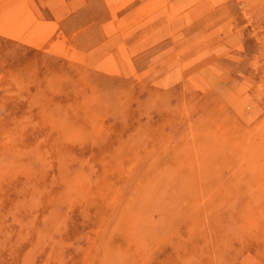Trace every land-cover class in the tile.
<instances>
[{"label":"rangeland","instance_id":"obj_1","mask_svg":"<svg viewBox=\"0 0 264 264\" xmlns=\"http://www.w3.org/2000/svg\"><path fill=\"white\" fill-rule=\"evenodd\" d=\"M69 1L0 0V264H264V0Z\"/></svg>","mask_w":264,"mask_h":264},{"label":"bare ground","instance_id":"obj_2","mask_svg":"<svg viewBox=\"0 0 264 264\" xmlns=\"http://www.w3.org/2000/svg\"><path fill=\"white\" fill-rule=\"evenodd\" d=\"M23 1H24V0H23ZM45 1H46V0H45ZM53 1H55V0H52V2H53ZM62 1H63V0H62ZM70 1H71V0H70ZM70 1H69V2H70ZM108 1H109V0H108ZM118 1H119V0H118ZM198 1H199V0H198ZM205 1H206V0H205ZM205 1H203V2H205ZM210 1H211V0H210ZM214 1H216V0H213V2H214ZM220 1H221V0H220ZM228 1H229V0H228ZM241 1H242V0H241ZM10 2H11V1H10ZM15 2H16V1H15ZM64 2H65V1H64ZM69 2H68V3H69ZM72 2H73V1H72ZM179 2H180V1H179ZM199 2H200V1H199ZM203 2H202V3H203ZM217 2H218V1H217ZM221 2H222V1H221ZM221 2H220V3H221ZM224 2H225V1H224ZM232 2H233V0H232ZM243 2H244V1H243ZM3 3H4V2H3ZM5 3H6V2H5ZM19 3H20V2H19ZM54 3H55V2H54ZM60 3H61V2H60ZM230 3H231V2H230ZM56 4H57V3H56ZM61 4H65V5H66V3H61ZM61 4H60V5H61ZM85 4H86V3H85ZM96 4H97V3H96ZM116 4H117V3H116ZM167 4H168V3H167ZM177 4H178V3H177ZM180 4H181V3H180ZM195 4H196V3H195ZM216 4H217V3H216ZM216 4H214V5H216ZM244 4H245V3H244ZM19 5H20V4H19ZM19 5H18V6H19ZM24 5H25V4H24ZM60 5H59V6H60ZM76 5H77V4H76ZM108 5H109V4H108ZM168 5H169V4H168ZM225 5H226V4H225ZM230 5H231V4H230ZM230 5H229V7L231 8ZM22 6H23V5H22ZM22 6H21V7H22ZM50 6H51V5H50ZM50 6H49V7H50ZM53 6H54V5H53ZM55 6H56V5H55ZM55 6H54V7H55ZM57 6H58V5H57ZM71 6H72V5H71ZM82 6H84V4H83ZM96 6H97V5H96ZM170 6H171V5H170ZM197 6H198V5H197ZM206 6H207V5H206ZM216 6L218 7L219 5H216ZM216 6H215V7H216ZM237 6H238V5H237ZM63 7H64V6H63ZM63 7L61 6V8H63ZM65 7H67V6H65ZM80 7H81V6H80ZM80 7H79V8H80ZM171 7H172V6H171ZM190 7H191V6H190ZM213 7H214V6H213ZM223 7L227 9V6H226V7H225V6L219 7V9H220V8H223ZM229 7H228V9H229ZM239 7H241V6H239ZM14 8H15V7H14ZM55 8H56V7H55ZM58 8H59V7H58ZM73 8H74V7H73ZM232 8H233V7H232ZM232 8H231V9H232ZM249 8H250V6H249ZM66 9H67V8H66ZM66 9H65V10H66ZM96 9H97V8H96ZM167 9H168V8H167ZM173 9H174V8H173ZM196 9H198V8H196ZM238 9H239V8H238ZM247 9H248V8H247ZM49 10H51V9L49 8ZM59 10H60V9H59ZM63 10H64V8H63ZM67 10H68V9H67ZM77 10H78V9H77ZM109 10H110V9H109ZM186 10H187V9H186ZM188 10H189V9H188ZM203 10H204V9H203ZM208 10H209V9H208ZM242 10H243V9H242ZM16 11H17V10H16ZM30 11H31V10H30ZM201 11H202V10H201ZM206 11H207V10H206ZM215 11H217L216 8H215ZM230 11H231V10H230ZM239 11L241 12V10H239ZM9 12H10V11H9ZM9 12H8V13H9ZM28 12H29V11H28ZM28 12H27V13H28ZM188 12H189V11H188ZM208 12H209V11H208ZM210 12H211V11H210ZM226 12H227V11H226ZM226 12H224V14H225ZM41 13H42V12H41ZM53 13L55 14L54 11H53ZM53 13H52V14H53ZM57 13H58V12H57ZM61 13H62V12H61ZM185 13H186V12H185ZM219 13H220V12H219ZM221 13H222V12H221ZM241 13H242V12H241ZM10 14H11V13H10ZM17 14H18V15H21L20 13H17ZM59 14H60V13H59ZM80 14H81V13H80ZM80 14H78V15H80ZM82 14H83V13H82ZM111 14H112V13H111ZM154 14H155V13H154ZM178 14H179V13H178ZM182 14H183V13H182ZM189 14H190V13H189ZM197 14H198V13H197ZM207 14H208V13H207ZM13 15H14V14H13ZM24 15H25V14H24ZM55 15H56V14H55ZM57 15H58V14H57ZM57 15H56V16H57ZM69 15H70V14H69ZM108 15H109V14H108ZM149 15H150V14H149ZM155 15H157V14H155ZM195 15H196V14H195ZM195 15H193V16H195ZM199 15H200V14H199ZM203 15H204V14H203ZM208 15H209V14H208ZM227 15L230 16L231 14H227ZM232 15H233V14H232ZM247 15H248V14H247ZM16 16H17V15H16ZM30 16H31V15H30ZM41 16H42V15H41ZM66 16H67V15H66ZM66 16H65V17H66ZM70 16H71V15H70ZM80 16H81V15H80ZM85 16H86V15H85ZM190 16H191V15H190ZM206 16H207V15H206ZM206 16H205V17H206ZM5 17H6V16H5ZM7 17H8V16H7ZM7 17H6V18H7ZM9 17H11V16H9ZM13 17H14V16H12V18H13ZM22 17H23V16H22ZM22 17H21V18H22ZM33 17H34V16H33ZM33 17H32V18H33ZM63 17H64V16H63ZM92 17H93V16H92ZM156 17H157V16H156ZM183 17H184V16H183ZM200 17H201V16H200ZM207 17H208V16H207ZM231 17H232V16H231ZM233 17H234V16H233ZM233 17H232V18H233ZM236 17H237V16H236ZM236 17H235V18H236ZM2 18H3V17H2ZM29 18H30V17H29ZM32 18H30V19L32 20ZM34 18H35V17H34ZM34 18H33V19H34ZM40 18H41V17H40ZM57 18H58V17H57ZM57 18H56V19H57ZM74 18H75V17H74ZM112 18H113V15H112ZM191 18H192V17H191ZM194 18H195V17H194ZM209 18H210V15H209ZM245 18H246V17H245ZM4 19H5V18H4ZM26 19H27V18H26ZM62 19H63V18H62ZM114 19H115V17H114ZM146 19H148V18H146ZM185 19H186V18H185ZM199 19H200V18H199ZM227 19H228V18H227ZM229 19H230V18H229ZM237 19H239V17H238ZM249 19H252V18H249ZM17 20H18V19H17ZM19 20H20V19H19ZM24 20H25V18H24ZM24 20H23V22H24ZM27 20H28V19H27ZM27 20H26V21H27ZM45 20H46V19H45ZM57 20H58V19H57ZM110 20H111V19H110ZM196 20H197V19H196ZM210 20L212 21V19H210ZM9 21H11V20H9ZM12 21H13V20H12ZM33 21H34V20H33ZM47 21H48V20H47ZM152 21H153V20H152ZM198 21H200V20H198ZM238 21H239V20H238ZM238 21H237V22H238ZM247 21H248V20H247ZM249 21H250V20H249ZM7 22H8V21H7ZM7 22H6V23H7ZM30 22H31V21H30ZM34 22H35V21H34ZM59 22H60V21H59ZM195 22H196V21H195ZM227 22H228V21H227ZM232 22H233V24H234V21H232ZM256 22H257V21H256ZM8 23H9V22H8ZM12 23H13V22H12ZM42 23H43V22H42ZM46 23H48V22H46ZM111 23H112V21H111ZM143 23H146V22H143ZM143 23H142V24H143ZM187 23H188V22H187ZM221 23H222V22H221ZM221 23H220V24H221ZM235 23H236V22H235ZM241 23H243V22H241ZM247 23H248V22H247ZM0 24H1V23H0ZM16 24H17V23H16ZM28 24H29V22H28ZM51 24H52V23H51ZM69 24H70V23H69ZM112 24H113V23H112ZM136 24H137V23H136ZM146 24H148V23H146ZM146 24H145V25H146ZM198 24H199V22H198ZM200 24H202V23H200ZM205 24H206V23H205ZM205 24H204V25H205ZM249 24H250V23H249ZM1 25H3V24H1ZM1 25H0V26H1ZM4 25H5V24H4ZM4 25H3V26H4ZM9 25H10V23H9ZM11 25H12V24H11ZM30 25H31V23H30ZM45 25H47V24H45ZM75 25H76V24H75ZM108 25H110V24H108ZM113 25H114V24H113ZM192 25H195V24H192ZM21 26H22V25H21ZM24 26H26V24H25ZM47 26H48V25H47ZM101 26H102V25H101ZM139 26H141V25H139ZM142 26H143V25H142ZM247 26H248V25H247ZM19 27H20V26H18V28H19ZM42 27H43V26H42ZM44 27L46 28V26H44ZM64 27H65V26H64ZM64 27H63V28H64ZM109 27H110V26H109ZM114 27H115V26H112V28H114ZM134 27H135V26H134ZM185 27H186V26H185ZM197 27H199V26H197ZM202 27H203V25H202ZM202 27H200V28H202ZM215 27H216V26H215ZM235 27H236V26H235ZM244 27H245V26H244ZM260 27H261V26H260ZM6 28H7V27H6ZM18 28H16V29H18ZM28 28H30V27L28 26ZM65 28H66V27H65ZM107 28H108V27H107ZM189 28H190V27H189ZM189 28H188V29H189ZM236 28H237V27H236ZM245 28H246V27H245ZM0 29H1V28H0ZM3 29H4V28H3ZM3 29H1V31H3ZM12 29H13V28H12ZM12 29H11V31H12ZM20 29H21V28H20ZM30 29H31V28H30ZM136 29H138V28H136ZM140 29H141V28H140ZM140 29H139V30H140ZM193 29H194V28H193ZM198 29H199V28H198ZM215 29H216V28H215ZM218 29H220V28H218ZM229 29H230V27H229ZM233 29H234V28H233ZM239 29H240V28H239ZM242 29H243V28H242ZM25 30H26V29H25ZM31 30H32V29H31ZM180 30H181V29H180ZM183 30H184V29H183ZM207 30H208V29H207ZM210 30H211V29H210ZM234 30H235V29H234ZM236 30H237V29H236ZM240 30H241V29H240ZM249 30H250V29H249ZM1 31H0V32H1ZM8 31H9V30H8ZM26 31H27V30H26ZM29 31H30V30H29ZM40 31L42 32V29H41ZM54 31H55V30H54ZM113 31H114V30H113ZM128 31H129V30H128ZM188 31H189V30H188ZM208 31H209V30H208ZM221 31H222V30H221ZM221 31H220V32H221ZM3 32H4V31H3ZM22 32H23V31H22ZM44 32H45V31H44ZM114 32H115V31H114ZM116 32H117V31H116ZM179 32H180V31H179ZM181 32H182V31H181ZM189 32H190V31H189ZM220 32H219V33H220ZM231 32H232V31H231ZM243 32H244V31H243ZM249 32H251V31H249ZM6 33H7V35H8L9 37H12V38H16V37H17V38H18V35H17L18 32H17V34H16L15 31H12V33H13V34L15 33L16 35L9 34V32H6ZM20 33H21V32H20ZM103 33H104V32H103ZM236 33H237V32H236ZM238 33H239V30H238ZM245 33H246V32H245ZM0 34H1V33H0ZM104 34H105V33H104ZM109 34H110V32H109ZM122 34H123V33H122ZM132 34H133V33H132ZM191 34H192V33H191ZM39 35H40V34H39ZM213 35H214V34H213ZM231 35H232V34H231ZM243 35H244V34H243ZM251 35H253V33H252ZM255 35H256V34H255ZM4 36H5V35H4ZM22 36H23V35H22ZM22 36H21V37H22ZM25 36H26V35H25ZM31 36H32V35H31ZM144 36H145V35H144ZM248 36H249V35H248ZM253 36H254V35H253ZM21 37H20V38H21ZM60 37H62V36H60ZM200 37H201V36H200ZM206 37H208V36H206ZM242 37H243V36H242ZM242 37H241V38H242ZM249 37H251V36H249ZM20 38H18V40H19ZM120 38H122V37H120ZM180 38H181V37H180ZM211 38H212V37H211ZM223 38H224V37H223ZM229 38H230V37H229ZM231 38H233V37H231ZM231 38H230V39H231ZM243 38H245V36H244ZM243 38H242V39H243ZM56 39H57V38H56ZM59 39H60V38H59ZM122 39H123V38H122ZM166 39H167V38H166ZM202 39H204V38H202ZM226 39H227V38H226ZM230 39H229V40H230ZM233 39H234V38H233ZM237 39H238V38H237ZM16 40H17V39H16ZM54 40H55V39H54ZM169 40H170V39H169ZM194 40H195V39H194ZM210 40H211V39H210ZM221 40H222V39H221ZM229 40H228V42H229ZM24 41H25L26 43H28V44H33V45L36 44V43H32V41H31L30 39H24ZM59 41H60V40H59ZM62 41L65 42L64 40H62ZM122 41H123V40H122ZM163 41H164V40H163ZM170 41H172V40H170ZM175 41H176V40H175ZM195 41H196V40H195ZM203 41H205V40H203ZM223 41H224V40H222V42H223ZM230 41H233V40H230ZM239 41H240V40H239ZM255 41H257V40H255ZM51 42H52V41H51ZM51 42H50V43H51ZM99 42H100V41H99ZM134 42H135V41H134ZM198 42H199V40H198ZM201 42H202V41H201ZM217 42H218V41H217ZM220 42H221V41H220ZM236 42H238V41H236ZM249 42H251V41H249ZM249 42H248V43H249ZM138 43H139V42H138ZM230 43H231V42H230ZM240 43H241V42H240ZM157 44H158V43H157ZM161 44H162V43H161ZM169 44H170V43H169ZM187 44H188V43H187ZM189 44H190V43H189ZM189 44H188V45H189ZM215 44H218V43H215ZM219 44H220V43H219ZM225 44H226V43H225ZM233 44H234V43H233ZM245 44H246V43H245ZM250 44H251V43H250ZM254 44H257V42L254 43ZM51 45H52V44H51ZM63 45H64V44H63ZM125 45H126V44H125ZM154 45H155V44H154ZM159 45H160V44H159ZM172 45H173V44H172ZM210 45H211V44H210ZM227 45H228V44H227ZM231 45H232V44H231ZM252 45H253V44H252ZM252 45H251V46H252ZM64 46H66V45H64ZM163 46H164V45H163ZM248 46H249V45H248ZM251 46H250V47H251ZM258 46H259V45H258ZM49 47H50V46H49ZM62 47H63V46H62ZM70 47H71V46H70ZM154 47H155V46H154ZM154 47H153V48H154ZM161 47H162V46H161ZM161 47H160V48H161ZM168 47H169V46H168ZM170 47H171V46H170ZM225 47H226V45H225L223 48H225ZM227 47H228V46H227ZM229 47H230V46H229ZM254 47H255V46H254ZM72 48H74V47H72ZM82 48H83V47H82ZM115 48L117 49V46H116ZM151 48H152V47H151ZM183 48H184V47H183ZM220 48H221V45H220ZM239 48H240V47H239ZM255 48H256V47H255ZM45 49H46V48H45ZM45 49H44V51H45ZM69 49H70V48H69ZM85 49H86V48H85ZM158 49H159V48H158ZM164 49H167V48H164ZM193 49H194V48H193ZM209 49H210V48H209ZM214 49H215V48H214ZM226 49H228V48H226ZM235 49H236V48H235ZM240 49H241V48H240ZM240 49H239V50H240ZM46 50H47V49H46ZM156 50H157V49H156ZM62 51H63V50H62ZM74 51H75V50H74ZM148 51H149V50H148ZM208 51H209V50H208ZM222 51H223V50H222ZM224 51H225V50H224ZM249 51H250V50H249ZM255 51H256V49H255ZM67 52H68V51H67ZM160 52H161V51H160ZM173 52H174V51H173ZM257 52H258V51H257ZM68 53H69V52H68ZM73 53H74V52H73ZM83 53H84V52H83ZM132 53H133V52H132ZM140 53H141V52H140ZM176 53H177V51H176ZM181 53H182V52H181ZM194 53H195V52H194ZM209 53H210V51H209ZM115 54H116V53H115ZM117 54H118V51H117ZM137 54H138V53H137ZM142 54H143V51H142ZM157 54H158V53H157ZM198 54H199V53H198ZM227 54H228V53H227ZM235 54H236V53H235ZM243 54H244V53H243ZM255 54H256V53H255ZM62 55H63V54H62ZM64 55H65V52H64ZM70 55H71V54H70ZM108 55H109V54H108ZM131 55H133V54H131ZM146 55H147V54H146ZM180 55H181V54H180ZM219 55H220V54H219ZM66 56H67V55H66ZM116 56H117V55H116ZM134 56H135V55H134ZM138 56H139V55H138ZM138 56H137V57H138ZM147 56H148V55H147ZM177 56H178V55H177ZM209 56L211 57L210 54H209ZM258 56H259V55H258ZM118 57H120V56H118ZM130 57H131V56H130ZM143 57H144V56H143ZM193 57H194V56H193ZM215 57H216V55H215ZM116 58H117V57H116ZM141 58H142V57H141ZM149 58H150V57H149ZM207 58H208V57H207ZM211 58H212V57H211ZM223 58H224V57H223ZM256 58H257V56H256ZM76 59H77V57H76ZM120 59H121V58H119V60H120ZM130 59H131V58H130ZM135 59H136V58H135ZM152 59H153V58H152ZM161 59H162V58H161ZM174 59H175V58H174ZM198 59H199V57H198ZM131 60H134V59H131ZM191 60H193V58H192ZM191 60H190V61H191ZM201 60H202V59H201ZM206 60H207V59H206ZM210 60H212V59H210ZM247 60H248V59H247ZM115 61H116V60H115ZM144 61H145V60H144ZM162 61H163V60H162ZM172 61H173V60H172ZM187 61H188V60H187ZM190 61H189V62H190ZM218 61H219V60H218ZM261 61H262V60H261ZM74 62H75V61H74ZM117 62H118V61H117ZM120 62H122V61H120ZM123 62H124V61H123ZM132 62H133V61H132ZM156 62H157V61H156ZM163 62H164V64H165V61H163ZM198 62H199V60H198ZM206 62H207V61H206ZM222 62H223V61H222ZM233 62H234V61H233ZM98 63H99V62H98ZM142 63H143V62H141V64H142ZM150 63H151V62H150ZM217 63H218V62H217ZM254 63H255V62H254ZM259 63H260V61H259ZM78 64H80V63H78ZM118 64H120V63H118ZM138 64H139V63H138ZM156 64H157V63H156ZM159 64H160V63H159ZM162 64H163V63H162ZM162 64H161V65H162ZM168 64H169V63H168ZM186 64H188V62H187ZM135 65H137V64H135ZM146 65H147V64H146ZM151 65H152V64H151ZM151 65H150V67H151ZM154 65H155V64H154ZM183 65L185 66V63H184ZM183 65H182V66H183ZM193 65H194V64H193ZM202 65H203V64H202ZM212 65H213V64H212ZM216 65H217V64H216ZM220 65H221V64H220ZM245 65H246V64H245ZM254 65H255V64H254ZM254 65H253V66H254ZM84 66H86V65H84ZM120 66H121V65H120ZM126 66H127V65H126ZM184 66H183V67H184ZM208 66H209V65H208ZM208 66H206V67H208ZM123 67H124V65H123ZM148 67H149V66H148ZM153 67H154V66H153ZM155 67H156V66H155ZM213 67H214V66H213ZM236 67H239V66L237 65ZM254 67H255V66H254ZM256 67H257V66H256ZM256 67H255V69H256ZM259 67H260V65H259ZM86 68H87V67H86ZM91 68H92V67H91ZM120 68L122 69V66H121ZM127 68H128V67H127ZM190 68H191V66H190ZM190 68H189V69H190ZM202 68H203V67H202ZM252 68H253V67H252ZM152 69L154 70V68H152ZM159 69H160V68H159ZM176 69H177V68H176ZM189 69H188V70H189ZM203 69H204V68H203ZM208 69H209V68H208ZM227 69H228V68H227ZM235 69H236V68H235ZM238 69H241V68H238ZM242 69H243V68H242ZM246 69H247V68H246ZM253 69H254V68H253ZM123 70L125 71L126 69H122L121 71H123ZM128 70H129V69H128ZM177 70H178V69H177ZM177 70H176V71H177ZM180 70H181V66H180ZM190 70H191V69H190ZM206 70H207V69H206ZM209 70H210V69H209ZM214 70H215V68H214ZM231 70H232V68H231ZM236 70H237V69H236ZM155 71H156V70H155ZM174 71H175V70H174ZM192 71H193V69H192ZM199 71L201 72V70H199ZM254 71H256V70H254ZM125 72H127V71H125ZM146 72H147V71H146ZM146 72H143V73H146ZM177 72H178V71H177ZM186 72H187V71H186ZM197 72H198V71H197ZM203 72L206 73V71H203ZM248 72H249V71H248ZM257 72H258V71H257ZM257 72H256V73H257ZM122 73H123V72H122ZM172 73H173V72H172ZM172 73H170V74H172ZM178 73H179V72H178ZM181 73H182V72H181ZM192 73H193V72H192ZM201 73H202V72H201ZM201 73H200V74H201ZM221 73H222V72H221ZM249 73H251V72H249ZM126 74L129 75V73H126ZM173 74H174V73H173ZM183 74H184V73H183ZM203 74H204V73H203ZM217 74H218V73H217ZM119 75H120V74H119ZM124 75H125V74H124ZM128 75H127V76H128ZM179 75H180V74H179ZM185 75H186V74H185ZM201 75H202V74H201ZM137 76H139V75L137 74ZM171 76H172V75H171ZM206 76H207V73H206ZM219 76H220V75H219ZM125 77H126V75H125ZM163 77H164V76H163ZM176 77H177V76H176ZM178 77H179V76H178ZM202 77H203V75H202ZM204 77H205V76H204ZM127 78H128V77H127ZM166 78H167V79H166ZM169 78L171 79L170 76H167V75H166V77H165L166 82H167L168 80H170ZM172 78H173V77H172ZM174 78H175V75H174ZM212 78H213V77H212ZM131 79H132V78H131ZM140 79H141V78H140ZM163 79H164V78H163ZM207 79H209V77H208ZM213 79H214V78H213ZM247 79H248V78H247ZM250 79H251V77H250ZM138 80H139V79H138ZM160 80H162V79L160 78ZM173 80H174V79H173ZM181 80H182V79H181ZM205 80H206V79H205ZM216 80H217V79H216ZM216 80H215L214 82H217L219 79H218L217 81H216ZM253 80H254V79H253ZM176 81H177V80H176ZM176 81H174V82H176ZM182 81H183V80H182ZM243 81H244V79H243ZM162 82H163V80H162ZM166 82H165V83H166ZM209 82H210V81H209ZM214 82L212 81V86L214 85V84H213ZM241 82H242V81H241ZM155 83H156V82H155ZM246 83H247V82H246ZM166 84H167V83H166ZM171 84H172V83H171ZM251 84H252V83H251ZM251 84H250V86H251ZM155 85H157V84H155ZM158 85H159V84H158ZM160 85H162V84H160ZM209 85L211 86V84H209ZM115 86H116V85H115ZM169 86H170V84H169ZM169 86H168V88H169ZM210 86H209V87H210ZM212 86H211V87H212ZM158 87H160V86H158ZM165 87H166V86H165ZM170 87H171V86H170ZM211 87H210V89H211ZM236 87H237V86H235V89H236ZM23 88H24V87H23ZM104 88H105V87H104ZM162 88H163V87H162ZM239 88H240V87H239ZM165 89H166V88H165ZM212 89H213V88H212ZM235 89H233V90H235ZM243 89H244V88H243ZM228 90H229V89H228ZM248 90H249V89H248ZM231 91H232V90H231ZM237 91H238V88H237ZM243 91H244V90H243ZM243 91H242V92H243ZM207 92H208V91H207ZM214 92H215V91H214ZM227 92H228V91H227ZM227 92H224V93L226 94ZM232 92H233V91H232ZM244 92H245V91H244ZM247 92H248V91H247ZM224 93H222L221 95L224 96ZM240 93H241V92H240ZM240 93L238 92V95H239ZM247 94H248V93H247ZM226 95H227V94H226ZM240 95L242 96V94H240ZM243 95H244V94H243ZM223 96H222V97H223ZM245 96H246V95H245ZM226 97H228V95H227ZM229 97H230V96H229ZM229 97H228V98H229ZM243 97H244V96H243ZM248 97H249V96H248ZM223 98H224V97H223ZM223 98H222V99H223ZM249 98H250V97H249ZM242 99L244 100V98H241L240 100H242ZM252 99H253V98H252ZM204 100H205V98H204ZM225 100H227V99H225ZM230 100H231V99H230ZM230 100H229V101H230ZM232 100H233V99H232ZM243 100H242V101H243ZM253 100H254V99H253ZM237 101H238V100H237ZM245 101H246V103H244V104H247L248 101H247V100H245ZM206 102H207V100H206ZM206 102H205V103H206ZM237 103H238V102H237ZM248 103H249V102H248ZM253 105H254V104H253ZM215 106H216V105H215ZM234 106H235V104H234ZM244 106H245V105H244ZM244 106L242 105V107H244ZM254 106H255V105H254ZM171 107H172V106H171ZM171 107H169V108H171ZM229 107H231V105H229ZM242 107H240V108L237 107V108L241 109ZM237 108H236V109H237ZM247 108H249V106H248ZM251 108H252V107H251ZM255 108H256V107H255ZM255 108H254V109H255ZM231 109H232V107H231ZM236 109H234V110H236ZM239 109H238V110H239ZM257 109H258V108H257ZM247 110H248V109H247ZM258 110H259V109H258ZM236 111H237V110H236ZM260 111H261V110H260ZM234 112H235V111H234ZM237 112H238V111H237ZM239 112H240V113H241V112H244V111H243V108H242V111H239ZM239 112H238V113H239ZM262 112H263V110H262ZM225 113H226V112H225ZM238 113H237V114H238ZM260 113H261V112H260ZM168 114H169V113H168ZM221 114H222V113H221ZM246 114H247V113H246ZM154 115H155V114H154ZM223 115H224V114H223ZM249 115H250V114H249ZM226 116L228 117L227 114H226ZM239 116H240V115H239ZM242 116H243V114H242ZM250 116H251V115H250ZM256 116H257V114H256ZM256 116H255V117H256ZM260 116H261V115H260ZM240 117H241V116H240ZM240 117H239V118H240ZM253 117H254V116H253ZM257 117H258V116H257ZM224 119H225V118H224ZM252 119H254V118H252ZM226 120H227V119H226ZM218 121H219V120H218ZM218 121H217V122H218ZM243 121H244V120H243ZM250 121H251V119H250ZM253 121H254V120H253ZM217 122H216V123H217ZM217 124H218V123H217ZM223 124H225L224 121H223ZM246 124H247V123H246ZM249 124H250V122H249ZM225 125H226V124H225ZM214 126H216V125H214ZM217 126H218V125H217ZM248 126H249V125H248ZM257 128H258V127H257ZM98 132H99V131H98ZM162 132H163V131H162ZM191 134H192V133H191ZM158 136H159V135H158ZM191 137H192V136H191ZM219 137H220V136H219ZM225 137H226V136H225ZM221 139H222V138H221ZM167 140H168V139H167ZM224 140H225V139H224ZM165 141H166V140H165ZM204 144H205V143H204ZM236 144H237V143H236ZM75 145H76V144H75ZM203 146H204V145H203ZM225 146H226V145H225ZM228 146H229V145H228ZM201 154H202V153H201ZM251 154H252V153H251ZM208 156H209V155H208ZM161 157H162V156H161ZM240 161H241V160H240ZM219 163H220V162H219ZM177 170H178V168H177ZM179 170H180V169H179ZM253 171H254V170H253ZM95 172H96V171H95ZM162 172H163V171H162ZM163 173H164V172H163ZM168 173H169V172H168ZM213 176H214V175H213ZM82 178H83V177H82ZM242 178H243V177H242ZM208 179H209V178H208ZM248 179H249V178H248ZM113 180H114V179H113ZM114 181H115V180H114ZM182 181H183V179H182ZM82 182H83V181H82ZM84 182H85V181H84ZM186 182H187V181H186ZM114 183H115V182H114ZM123 184H124V183H123ZM187 185L189 186V184H187ZM78 186H80V185H78ZM117 187H118V186H117ZM193 187H194V186H193ZM208 187H209V185H208ZM189 188H190V187H189ZM119 191H120V189H119ZM63 192H64V191H63ZM256 192H257V191H256ZM64 193H65V192H64ZM182 193H183V192H182ZM23 194H24V193H23ZM86 194H87V193H86ZM99 195H100V194H99ZM73 197H74V196H73ZM149 197H150V196H149ZM77 198H78V197H77ZM101 198H102V197H101ZM155 198H156V197H155ZM208 198H209V197H208ZM77 200H78V199H77ZM113 200H114V199H112V202H113ZM207 200H208V199H207ZM105 202H106V201H105ZM112 202H111V203H112ZM118 202H119V201H118ZM175 202H176V201H175ZM207 202H208V201H207ZM156 203H157V202H156ZM83 204H84V203H83ZM176 205H177V203H176ZM109 208H111V207H109ZM106 209H107V208H106ZM177 209H178V208H177ZM160 210H161V209H160ZM104 211H105V210H104ZM104 211H103V212H104ZM194 211H195V210H194ZM89 213H90V212H89ZM260 213H261V212H260ZM155 214H156V213H155ZM149 215H150V214H149ZM114 216H115V215H114ZM117 216H118V215H117ZM150 216H152V215H150ZM191 217H192V216H191ZM116 218H117V217H116ZM45 219H46V217H45ZM151 219H153V218H151ZM154 219H155V218H154ZM193 219H194V218H193ZM196 219H197V218H196ZM93 221H94V220H93ZM102 221H103V220H102ZM157 222H158V221H157ZM189 222H190V221H189ZM98 223H99V222H98ZM100 223H101V222H100ZM117 223H118V222H117ZM149 223H150V222H149ZM119 224H120V223H119ZM151 224H152V223H151ZM189 224H190V223H189ZM101 225H102V224H101ZM148 225H149V224H148ZM207 226H208V225H207ZM96 227H97V226H96ZM100 228H101V227H100ZM116 228H117V227H116ZM97 229H99V227H98ZM101 229H102V228H101ZM181 229H182V228H181ZM185 229H186V228H185ZM154 230H155V229H154ZM154 230H153V231H154ZM29 231H30V230H29ZM103 231H104V230H103ZM174 231H175V230H174ZM234 231H235V230H234ZM188 232H189V231H188ZM11 233H12V232H11ZM144 233H145V232H144ZM150 233H151V232H150ZM150 233H149V234H150ZM178 233H179V232H178ZM111 234H112V233H111ZM111 234H110V235H111ZM120 234H121V233H120ZM149 234H148V235H149ZM151 234H152V233H151ZM154 234H155V233H154ZM112 235H113V234H112ZM148 235H147V236H148ZM152 235H153V234H152ZM167 235H168V234H167ZM186 235H187V234H186ZM127 237H128V236H127ZM154 237H155V236H154ZM136 238H137V237H136ZM142 238H143V237H142ZM149 238H150V237H149ZM16 239H17V238H16ZM139 239H140V238H139ZM146 239H147V238H146ZM163 239H164V238H163ZM188 239H189V238H188ZM248 239H249V238H248ZM150 240L152 241V239H150ZM118 241H119V240H118ZM118 241H117V242H118ZM127 241H128V240H127ZM125 242H126V241H125ZM147 242H148V240H147ZM101 243H102V242H101ZM110 243H111V242H110ZM148 243H149V242H148ZM106 244H107V243H106ZM118 244H119V243H118ZM127 244H128V243H127ZM179 244H180V243H179ZM148 246H149V245H148ZM164 246H165V245H164ZM168 246H169V245H168ZM176 246H178V243L176 244ZM123 247H124V245H123ZM123 247H122V248H123ZM140 247H141V246H140ZM145 247H146V246H145ZM180 247H181V246H180ZM5 248H6V246H5ZM135 248H136V247H135ZM137 248H138V247H137ZM166 248H167V247H166ZM169 248H171V247L169 246ZM172 248H173V246H172ZM182 248H183V247H182ZM105 249L108 250V248H105ZM167 249H168V248H167ZM144 250H145V249H144ZM171 250H172V249H171ZM173 250H174V249H173ZM176 250H177V249H176ZM182 250H183V249H182ZM247 250H248V249H247ZM121 251H122V250H121ZM188 252H189V250H188ZM248 252H249V251H248ZM172 253H173V252H172ZM170 255H171V254H170ZM251 255H252V254H251ZM118 256H120V255H118ZM157 256H158V255H157ZM168 256H169V255H168ZM86 257H87V256H86ZM166 257H167V256H166ZM98 259H99V258H98ZM158 259H159V258H158ZM214 259H215V258H214ZM124 260H125V259H124ZM152 260H153V259H152ZM159 260H160V259H159ZM174 260L176 261V259H174ZM185 260H186V259H185ZM188 260H189V259H188ZM188 260H187V261H188ZM162 261H163V259H162ZM162 261L160 260V262H162ZM164 261H165V260H164ZM164 261H163V263L168 264V263H166V262H164ZM166 261H167V260H166ZM172 261H173V260H172ZM183 261H184V260H183ZM141 262H142V261H141ZM146 262H147V261H146ZM157 262H158V261H157ZM176 262H178V261H176ZM180 262H182V261H180ZM112 263H113V262H112ZM150 263H151V262H150ZM169 263H170V262H169ZM174 263H175V262H174ZM171 264H173V262H172ZM178 264H179V263H178Z\"/></svg>","mask_w":264,"mask_h":264}]
</instances>
